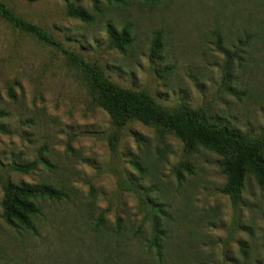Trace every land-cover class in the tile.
Segmentation results:
<instances>
[{"label": "rangeland", "instance_id": "1", "mask_svg": "<svg viewBox=\"0 0 264 264\" xmlns=\"http://www.w3.org/2000/svg\"><path fill=\"white\" fill-rule=\"evenodd\" d=\"M1 1L119 87L264 133V0H122L100 14L89 0ZM69 5L94 21L69 17ZM124 29L120 50L111 36ZM0 111V204L10 182L66 194L37 201L32 231L7 224L0 205V264H264V186L246 173L233 202L216 154L137 121L114 128L61 49L1 18ZM142 160L145 174L133 168Z\"/></svg>", "mask_w": 264, "mask_h": 264}, {"label": "trees", "instance_id": "2", "mask_svg": "<svg viewBox=\"0 0 264 264\" xmlns=\"http://www.w3.org/2000/svg\"><path fill=\"white\" fill-rule=\"evenodd\" d=\"M95 14L102 12L101 4L118 5L122 0H89ZM144 3H156L159 0H141ZM69 17L84 23H92L95 17L87 10L69 5L66 9ZM0 18L14 29L28 34L45 46L61 49V52L84 73L89 85L96 93V101L109 115L112 125L121 129L126 124L137 121L144 126L167 132L182 142L187 152L202 147L220 159L218 167L224 176L223 193L236 202L243 188L246 173H250L258 185L264 186V133L258 137L242 134L234 128L212 122L201 109L179 107L166 109L156 104L145 93L123 89L111 82L96 65L90 64L74 52L63 49L47 31L15 15L0 0ZM114 45L122 50L130 44L127 29L117 37L111 36ZM159 34L155 35L152 54L158 51ZM5 113L0 111V117ZM47 165V161H42ZM36 162L15 167L16 171L29 173L35 169ZM133 168L140 174L148 171L144 160L133 161ZM183 171H189L187 165L174 168V174L180 181ZM66 194L49 184L28 185L7 183L3 188L1 200L2 217L7 224L16 225L32 231L33 218L39 214L38 200L60 201Z\"/></svg>", "mask_w": 264, "mask_h": 264}]
</instances>
